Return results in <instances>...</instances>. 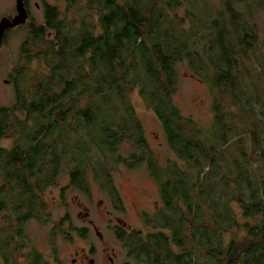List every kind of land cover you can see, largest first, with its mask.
Returning a JSON list of instances; mask_svg holds the SVG:
<instances>
[{
	"label": "trees",
	"instance_id": "obj_1",
	"mask_svg": "<svg viewBox=\"0 0 264 264\" xmlns=\"http://www.w3.org/2000/svg\"><path fill=\"white\" fill-rule=\"evenodd\" d=\"M178 4L177 0H167L162 5L150 0L147 15L137 0H127L125 5H117L115 0H103V4L95 5L93 0H88L92 12H86L85 16L94 13L97 21L88 27L81 21L82 25L74 31L68 28L71 25L66 16H61L57 8L48 7L47 27L55 31V36L42 42V48L39 42L46 36L43 31H34L35 45L41 49L36 48L32 54L38 69L31 98L26 99L20 93V104L9 111L2 110L6 117L2 119L0 136L16 138L9 148L0 146V254L3 261L22 249L24 225L46 215V191L57 186L66 170L69 171V187L88 194L92 183L98 184L110 192L114 205H121L120 192L107 170L108 160L112 159L132 167L146 162L161 195L162 207L151 214L143 213L144 225L152 228L151 232L143 235L122 227L115 230L116 238L135 260L143 264H201V257L206 254L210 264H264V225L244 224V237L235 236L227 247L223 246L224 233L237 224L231 214L220 211L227 206L225 190L231 184L224 178L214 180L209 182L207 192L204 183L210 178L200 160L203 155L208 162V172H214L215 177L222 174L217 159L221 153L218 148L228 142L225 91L234 94L239 88L235 72L237 61L245 48L255 44L256 31L252 24L248 27L244 23V33L238 35L240 18L231 11L229 22L212 25L206 43L208 50L204 51L207 60L201 61L197 58L198 52L190 50L184 32H178L164 12ZM193 54L204 70L211 71L218 93L213 101L215 119L211 134L205 133L192 117H183L172 101L178 86L179 63ZM41 64L47 73L39 74ZM135 87L139 88L144 104L160 120L168 146L184 162L183 166L170 158L165 165L159 163L156 153L149 149L139 118L126 98ZM114 97L121 99L127 116L118 115L121 109L111 103ZM237 99L240 101V97ZM15 111L23 112L25 118L21 121L15 118L14 122L10 113ZM112 115H117L116 121L110 120ZM201 136L212 141L208 148ZM217 138L220 141L217 142ZM123 140L129 141L138 153L131 159L113 157ZM94 146L101 150L102 167L100 172L89 176V164L85 162ZM236 168V184L242 186L248 182L251 185L248 170H243L239 163ZM221 183L224 192L218 189ZM241 202L245 216L256 215L264 208L258 191L252 192L247 202ZM204 207L211 212L207 215L209 219L202 222L200 212ZM189 223L192 228L188 227ZM66 224L69 228L64 231ZM57 227L58 234L71 236L75 232L81 238L87 235L86 228L72 227L69 215L63 217ZM190 244L192 251H188ZM39 257L33 251L22 253L20 264H35Z\"/></svg>",
	"mask_w": 264,
	"mask_h": 264
},
{
	"label": "rangeland",
	"instance_id": "obj_2",
	"mask_svg": "<svg viewBox=\"0 0 264 264\" xmlns=\"http://www.w3.org/2000/svg\"><path fill=\"white\" fill-rule=\"evenodd\" d=\"M51 5L58 7L63 16H66L71 26L68 28L76 30L81 21L88 27L92 22L97 21L94 13L86 17V12H92L88 6V0H47ZM117 5H125L127 0H115ZM167 0H157L159 5ZM179 4L174 9H167L170 22H174L178 32H184L191 51L198 52L197 58L206 61L207 39L211 27L216 23H227L230 20L231 11L239 15L241 26H237L238 35L244 33L243 24H252L256 31V42L251 48H245L242 56L238 58L235 69L240 83L234 94L225 91L227 100L224 104L225 121L227 124V144L220 146L217 161L222 166V174L215 177V173H209L207 160L201 155L200 160L204 162L206 175L210 178L204 183L208 192L209 185L214 180L228 179L231 187L225 190L224 184L218 185L220 191H226V208L220 209L223 213L231 214V218L237 221L236 226L230 232L224 233L223 246L227 247L235 236L244 237L246 234L245 223L249 225H264V213L260 211L253 216H245L246 210L243 208L242 200L248 201L252 192L258 191L260 199L264 200V0H177ZM96 4L103 0H93ZM150 0H137L144 8L143 13L149 15ZM130 4H135L131 2ZM93 8L96 6L92 5ZM36 21H44L43 9L32 7ZM95 13H98L96 10ZM85 16V17H84ZM227 21V22H226ZM90 24V25H89ZM99 32V30H97ZM53 38V34L50 35ZM214 39L216 35H213ZM23 35L17 36V50L21 45ZM206 40V41H205ZM17 52V58H18ZM193 56L179 63L178 66V86L172 95L174 105L179 109L183 117H192L205 133L211 134L214 126L215 113L213 111V101L217 97V89L213 84L211 71L204 70L201 62H197ZM38 69V62H33L32 70ZM47 73V69H42L39 74ZM21 80L20 84L25 85L29 79ZM23 77V78H25ZM1 79V78H0ZM241 93L243 96L241 97ZM240 97L238 101L237 96ZM127 101L133 106L135 114L138 116L144 131L145 142L150 150L158 156L159 163H164L167 159H174L181 166L184 165L178 156L174 155L168 146L165 130L157 118L156 114L149 109L139 95V88L130 90L126 96ZM82 103L85 99H81ZM13 88L2 84L0 81V113L2 109L7 110L15 104ZM121 99L114 97L111 103L120 106L119 116H127L124 104ZM240 102V103H239ZM11 109V108H10ZM9 111V110H8ZM21 121L25 116L17 111L14 117ZM111 121L117 120V115L110 117ZM120 122V121H119ZM9 123V121H8ZM130 123V122H128ZM31 125V121L29 122ZM85 131V130H83ZM20 138V136L18 137ZM87 140V137L85 138ZM207 148L211 145L209 141L201 136ZM16 138L3 137L1 145L9 148ZM217 142L220 139L217 138ZM129 141L123 140L118 150L113 154L116 158L131 159L132 155H137ZM102 153L99 147H92L88 153V160L85 162L90 171L89 176L100 172ZM131 161V160H130ZM207 162V163H206ZM237 163L248 170L249 181L241 186L236 184ZM147 163L141 166L132 167L123 163L108 160V172L114 181V186L120 192L121 205H114L111 202L109 191L98 184L92 183L88 194L80 190L69 187V171L66 170L59 178V183L55 187H50L45 194L48 202V210L45 216L30 220L24 225L25 239L22 242L23 255L29 251L40 255L41 264H136L134 259L127 260V250L115 236V230L122 226L117 219H122L132 230L140 231L143 235L151 232L152 228H147L142 220V213L149 214L162 207L160 192L156 182L150 177L147 170ZM68 169V168H66ZM215 177V178H214ZM252 180V181H251ZM231 181V182H230ZM210 182V184H209ZM227 183V181H226ZM257 184V185H256ZM252 186V189H251ZM259 189V190H258ZM206 192V193H207ZM244 204V203H243ZM122 209V210H121ZM187 211V209H186ZM88 212V216L85 214ZM194 214H198L194 207ZM211 211L202 208L203 222L208 218ZM69 215L72 227H84L87 230L86 238L79 237L75 232L71 236L58 234V222ZM93 223V225L91 224ZM1 223V218H0ZM96 227V228H94ZM69 226H64V231ZM98 230L99 233H97ZM78 252V254H77ZM0 256H2L0 254ZM112 258V261H111ZM75 259V260H74ZM90 259H94L91 263ZM15 264H20L21 257ZM11 261V263H12ZM211 261L207 264H210ZM0 264L3 259L0 257ZM139 264V263H138ZM206 264V263H205ZM241 264V263H240Z\"/></svg>",
	"mask_w": 264,
	"mask_h": 264
},
{
	"label": "flooded vegetation",
	"instance_id": "obj_3",
	"mask_svg": "<svg viewBox=\"0 0 264 264\" xmlns=\"http://www.w3.org/2000/svg\"><path fill=\"white\" fill-rule=\"evenodd\" d=\"M21 2L22 7L26 11L27 17L24 22H21L19 24L11 25L13 18L18 14V2ZM32 7L36 8H42L43 9V22L36 21V17L33 15ZM48 7H55L51 5L47 0H0V81L2 84L8 85L13 88V93L15 96V104L13 106H10V108L16 106L17 104H20L21 102V96L20 93H23L25 95L26 99L31 98L32 92H33V62H37L36 59L32 58V54L35 51V49H41L40 47H37L36 44V35L34 33L38 31H43L44 35L46 36L45 39H41L42 41L39 42L43 48L44 44L42 42H45L48 39H52L55 36V31L52 29H49L47 27V15L46 11ZM58 12L63 15L62 12H60L58 7ZM4 26L2 27V25ZM40 29V30H39ZM35 31V32H34ZM18 34L23 35V39L21 42V45L19 46L17 50V36ZM17 52H18V58H17ZM42 69L43 65L41 64ZM29 73V79L25 81V85L23 86L20 84L21 80L23 81L26 79V75ZM25 77V78H23ZM6 109V108H3ZM2 109V110H3ZM22 114H24L22 112ZM13 115V117L17 116V111L14 113H10V117ZM25 116V115H24ZM6 116H1L0 113V128L4 124L2 119L4 120ZM1 130V129H0ZM1 136H0V146L1 145ZM261 213H264V208L260 210ZM144 213V212H143ZM142 213V216H143ZM88 216V212L85 214ZM190 218V216H189ZM143 220V218H142ZM192 220L190 219V222ZM117 222L121 224L123 229L127 231H132L130 227L122 220L117 219ZM93 225V223L91 222ZM248 224V223H245ZM249 225V224H248ZM252 226V225H250ZM188 227L192 228V224L189 223ZM96 228V227H94ZM88 230V229H87ZM228 232H230L228 230ZM189 243H192L191 240H189ZM264 246V245H263ZM188 251H192V245H188ZM127 250V249H126ZM23 251L20 250L18 254H16L14 257L9 258L7 261H3L4 264H15L12 260H17L21 257V254ZM78 254V252H77ZM1 260H2V256ZM201 264H207L209 262V257L204 254L202 257ZM127 260L134 259L135 258L131 255H129V251L127 250ZM22 260V258H21ZM75 260V259H74ZM12 261V263H11ZM112 261V258H111ZM137 261V260H136ZM90 262L93 263L94 259H90ZM143 264L141 261H137L136 264ZM35 264H41V260L39 258L38 261L35 262ZM124 264H130L129 261H126Z\"/></svg>",
	"mask_w": 264,
	"mask_h": 264
},
{
	"label": "water",
	"instance_id": "obj_4",
	"mask_svg": "<svg viewBox=\"0 0 264 264\" xmlns=\"http://www.w3.org/2000/svg\"><path fill=\"white\" fill-rule=\"evenodd\" d=\"M17 7H18V14L13 18L12 22L10 23L11 25L19 24V23L24 22L26 20L27 14H26V11L24 10V8L22 7L20 1L18 2ZM3 26H4V24L2 25V27ZM95 231L97 233H99L98 230L95 229Z\"/></svg>",
	"mask_w": 264,
	"mask_h": 264
}]
</instances>
